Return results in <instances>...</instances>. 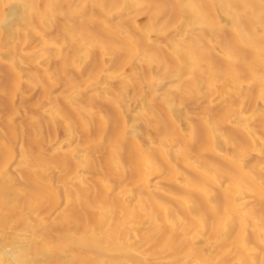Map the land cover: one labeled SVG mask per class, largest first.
Masks as SVG:
<instances>
[{"label":"bare ground","instance_id":"bare-ground-1","mask_svg":"<svg viewBox=\"0 0 264 264\" xmlns=\"http://www.w3.org/2000/svg\"><path fill=\"white\" fill-rule=\"evenodd\" d=\"M0 264H264V0H0Z\"/></svg>","mask_w":264,"mask_h":264},{"label":"rangeland","instance_id":"rangeland-1","mask_svg":"<svg viewBox=\"0 0 264 264\" xmlns=\"http://www.w3.org/2000/svg\"><path fill=\"white\" fill-rule=\"evenodd\" d=\"M141 19H143V18H141ZM17 102H18V99L16 100V104H18V103H19V102H18V103H17ZM236 135L238 136V134H236ZM246 150H247V149H246ZM246 150H245V152H246ZM247 155H249V153H248V152H247Z\"/></svg>","mask_w":264,"mask_h":264}]
</instances>
